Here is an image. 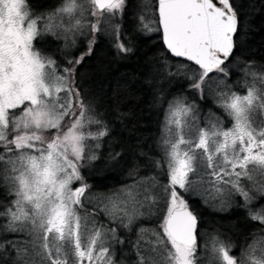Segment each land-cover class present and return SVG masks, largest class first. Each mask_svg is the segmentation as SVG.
I'll list each match as a JSON object with an SVG mask.
<instances>
[{
    "label": "snow or ice",
    "instance_id": "6c2138e0",
    "mask_svg": "<svg viewBox=\"0 0 264 264\" xmlns=\"http://www.w3.org/2000/svg\"><path fill=\"white\" fill-rule=\"evenodd\" d=\"M91 2L110 13L111 19L119 15L122 20L129 0ZM77 5L78 0H70L52 13L57 18L64 14L73 17L75 25L71 22L64 25L66 31L73 28L80 31L83 27V20L74 15ZM150 11V18L139 15L136 31L149 38L154 32L162 34V51L170 77L184 76L189 81L188 88L195 90L201 101L206 99L208 81L215 79L226 84L232 76L230 65L238 40L244 34V21L233 0H154ZM41 21L44 16L31 11L27 0H0V165H6L0 182L6 184L12 197L0 210V218H6L4 232H20L18 224L31 220L32 231L43 234L47 255L39 251V246L35 247L34 255L40 258L38 264L46 261L84 264L85 260L88 264H118L114 246L126 243L120 230L131 233L133 226L145 216L142 211L145 208L149 215L158 217L159 228L151 229L156 237L151 252L156 255L149 257L141 250V234L149 229L140 226L133 244L137 264H147L149 260L152 264H199L200 216L190 199L197 195L198 180L219 194V210L231 207L230 198L239 195L251 218L264 224V207L249 208L256 197L242 183L244 178L251 180L256 170L264 175V124L257 123L252 116L257 106L264 107V89L257 91L255 87L246 94L218 89L217 106L224 109L232 125L201 127L198 141L184 136L183 125L187 122L177 119L178 114L195 119L196 101L189 103L186 95L169 100L167 122L180 128L176 133L178 139L162 141L164 159L156 161L161 170L167 165L166 182L160 185L163 194L158 195L147 187L140 191V182L125 186L122 191L127 192L126 199L118 193L103 197L111 207L106 205L101 209L108 223L99 221L96 209L89 210L86 206V193L92 186L82 169L100 158L98 153L87 151L93 146L86 141L96 140L95 148L102 147L100 141L109 129L95 116L91 106L85 104L75 82L77 67L92 55L97 37L89 40L87 50L79 57L69 58L67 65L60 66L53 57L34 47V41L42 34V30L38 31ZM89 26L93 33L101 31L98 23L89 22ZM122 27L121 23L114 25V47L118 54L127 56L135 49L131 46L133 38H129V44L123 43L127 33L122 35ZM252 63L245 61L241 70L264 81V73L250 71ZM49 68L53 71H48ZM61 92L66 96L61 97ZM159 99L163 102V92ZM69 116L73 122L65 127ZM92 124L102 127L92 132ZM182 145L188 147L182 149ZM205 167L207 170L202 171ZM142 179L155 182V177ZM257 191L264 195V184ZM212 243L215 261L246 264L230 255L232 245H225L218 237ZM9 246L16 252L17 261H22V252L27 251L18 248L14 239L2 240L0 252L4 255L0 256V264H7L10 258ZM251 254L245 251L246 256ZM253 264H264V260Z\"/></svg>",
    "mask_w": 264,
    "mask_h": 264
},
{
    "label": "trees",
    "instance_id": "16d2710c",
    "mask_svg": "<svg viewBox=\"0 0 264 264\" xmlns=\"http://www.w3.org/2000/svg\"><path fill=\"white\" fill-rule=\"evenodd\" d=\"M65 1L67 0H27V3L31 11L38 16H44V21L41 22L44 23L52 18V13ZM88 1L90 5V0ZM233 2L244 21V34L238 40L233 63L230 65L232 76L226 81L225 90L245 91L247 88L255 87L259 91L264 89V81L259 76L246 75L241 69L244 68L245 61H252L250 71L264 73V0ZM140 14L149 18L143 1L129 0L123 19L118 17L113 20L115 24H122V35L127 33L123 36V43L129 44V38H133L131 46L135 50L127 56L118 54L114 47L116 37L111 26H108V31L104 35L89 31V36L81 39L78 47L70 52L62 48L60 40L51 36L40 35L34 41L35 49L40 50L45 56L53 57L58 65L65 66L69 58L79 57L80 53L87 50L88 42L93 36L97 37L92 55L86 57L75 72V82L80 88L85 104L91 106L95 116L109 129L108 135L100 141L102 147L95 148L96 140L86 141L93 146L87 151L96 152L100 157L96 161H90L88 166L82 169L92 186L88 196L103 194L101 197H104L117 193L120 195L125 186H131L137 181L155 183L160 195L163 194L160 185L166 182L167 165L165 164L161 170L157 167L156 161L164 159L162 141L166 137V112L168 101L174 96L186 95L188 102L194 100L198 107L206 104L208 112L217 113L219 118L224 119L225 124L229 123L225 111L215 102L219 83L215 79L208 81L205 85L206 99L201 101L199 94L188 88L189 81L184 76L170 77L169 64L165 61V53L162 51L160 33L154 32L149 38L136 31L140 23ZM97 21L98 19L95 22ZM171 67L174 68L175 65ZM60 71H63V67ZM161 92L164 94L163 102L159 99ZM76 111L79 112L81 109L78 107ZM101 127L102 125L92 124L90 130L96 132ZM116 153L120 155L115 156ZM151 177H155V182L152 179H142ZM237 198L235 208L222 211L210 209L205 201L197 196L190 197L200 216L199 264L205 259L202 254L210 250L209 244L213 247L212 241L215 237L225 245L241 248L244 245H254L256 241L264 238L258 233L264 228V224L259 220H253L248 208L242 207L243 199L239 196ZM11 199L6 184L0 182V210L9 204ZM249 208L256 210L252 205H249ZM157 221L156 215L152 219L142 218L133 226L131 233L123 228L120 230V235L126 243L123 246H114L115 260L118 264H137V251L133 244L138 239L137 229L140 226L149 229L141 234V250L146 256L156 255L151 252L154 247L152 242L156 240L151 229L159 228ZM5 222L6 218H0L1 231ZM101 222L108 223L104 219ZM6 233L7 239L16 241L22 238L18 233ZM8 253L11 255L7 264H22L13 258L16 252L11 246L8 247ZM210 253L213 254L212 248ZM233 254L238 253L233 251ZM2 255L4 253L0 252V256ZM32 264L38 262L32 261ZM147 264H152L151 260Z\"/></svg>",
    "mask_w": 264,
    "mask_h": 264
},
{
    "label": "rangeland",
    "instance_id": "374dc122",
    "mask_svg": "<svg viewBox=\"0 0 264 264\" xmlns=\"http://www.w3.org/2000/svg\"><path fill=\"white\" fill-rule=\"evenodd\" d=\"M142 1H143V7L146 9V13L150 18L151 17L150 9L154 3V0H142ZM69 2H70V0L65 1L59 8L63 7L65 4H67ZM89 7H90V9H89ZM57 10H56V12H57ZM56 12H54V13H56ZM93 12H95L96 14L93 15ZM74 15H76L78 18L83 20V27L80 29V31H76L75 28H73L72 31H66L65 30L64 25H68L70 22L73 25H75V20L73 19L72 16H69L68 14H64L62 18H57V17L53 18V16H52V18L50 17L51 19H48V21H46L44 23H41L42 22L41 21L39 26H38V31L42 30L41 36H43V37L51 36V37H54V38L60 40V42L62 44V48H64V50L66 52L74 51L78 47L79 42H82L81 39H84L85 37L87 38L89 36L90 32H92L91 28L89 26V22L98 23L99 27L101 29V31H99V33H102L103 35L107 33L108 26L109 27L111 26V30L113 31V33L115 32V28H114L115 22L113 21V19H111V14L108 13L106 10L97 11L94 8L91 0H90V5H89L88 0H78L77 11ZM57 16H59V13H57ZM118 17H119V15H117V18ZM96 19H98L97 22H95ZM45 24L47 25V27H45ZM52 28H55V31L50 30ZM81 33H83V34H81ZM114 36L116 37L115 34H114ZM57 37H59V38H57ZM47 70L53 71V69H51V68H49ZM218 86H219V90L222 89V91H223L227 87V83L226 84H218ZM261 88H262V86H261ZM248 90H249V88H247L245 91H235V92H238L240 94H246ZM229 92H231V90H229ZM60 96L64 97V96H66V93L61 92ZM218 98L219 97L217 96V98L215 99V102ZM257 105H259V100H257ZM206 109H207L206 104H203L202 106L197 107L195 109V116H196L195 119H193L191 115H188L185 117H181V116H179V114L177 115V119H183V120H186V122H187L185 125H183V134L185 137H191L193 139V141H198L199 131H200L201 127L211 128L213 124H218V123H219L218 125L222 126V127H230L232 125V120L229 116H227L229 118V123L225 124L224 119L219 118L217 116L218 115L217 113L208 112ZM222 110L224 111V109H222ZM252 116H253V119L257 123L264 124V107L257 106L253 110ZM72 122H73V120H72L71 116H69L68 119L66 118V120L64 122L65 127L71 126ZM179 128H180V126H178L176 124H169L167 122V119H166V129H165V131H166L165 136L166 137L164 139H178L179 137L176 136V133L179 130ZM187 147H188L187 145L181 146L182 149H185ZM198 151H202V150H198ZM206 163H207V161L205 158L204 164L206 165ZM4 167H6V165H0V177H2L4 175V173L2 171V169ZM254 167H256V166L249 165V168H254ZM206 170H207L206 167L202 169V171H206ZM252 177L253 178L251 180L244 178L242 180V183H244L248 187V189L252 192V194L256 197V199L253 201V203L251 205L253 206V208H256V210H259L261 207H264V195H260L259 192L257 191V189L260 187L261 184H264V175H262L259 172V170H256L252 173ZM205 179L207 180L209 178L205 177ZM137 182H140L139 186H138V189L140 191H143L147 187V188H150L153 192L160 195L156 186L153 187L154 183H143V181H137ZM137 182L133 185H136ZM88 195H90L89 192L86 193V196H88ZM195 196H197L198 198H201L204 201H205V199H207L206 204L208 205V207L210 209L219 210V205H220L219 194L216 193L213 189H210L209 185H207V184L201 185L199 183V180H198L197 181V195H195ZM237 196H239V195L234 194L230 198L231 207H227L226 209L236 207V203H237V199H238ZM120 197L126 199L127 198V192L122 191L120 194ZM213 197H217V198L213 199ZM240 198L243 199L242 197H240ZM106 205L109 208L111 207L109 202L101 196H97V195L93 196L91 194V196H88V199L86 200L87 208L90 210L96 209V211L99 213V215L97 217V219L99 221L104 219V221L108 222V218H107L105 212L101 210ZM142 211L145 213V216L143 218L152 219L153 217H155V215H149L148 214L147 208L143 209ZM18 227L21 228V231L16 232V233L21 234L22 238L16 239L15 242H16L18 248H20L22 250L23 249L27 250L26 252H22L21 263L23 264L24 261L28 262V264H32V261L39 262L40 258L34 255V248L35 247L39 246V251H41V253H43L44 255H47V253H45L44 249H43L44 241L42 238V236H43L42 233H37L35 231H32L33 224H32L31 220L20 222L18 224ZM263 229L258 232L259 235H261L262 237H264V230ZM6 235H7L6 232H3L0 230V240L1 241L7 239ZM37 236H39V239H37ZM209 246H211V248H212L211 244H209ZM211 248H210V250H211ZM249 251L252 253L251 256L245 255V257L241 258V260L246 261V264H253V261L259 262V261L264 260V255H261L262 251H264V238H262V240H260V241H256L255 244L249 249ZM53 254H55L54 249H53ZM202 255H204V258H205L204 264H215V262L213 261L214 260L213 255L210 252L209 253L205 252ZM71 258L75 259L74 256H72ZM86 263H88L87 260L84 261V264H86ZM94 264H95V262H94Z\"/></svg>",
    "mask_w": 264,
    "mask_h": 264
},
{
    "label": "flooded vegetation",
    "instance_id": "af4514ba",
    "mask_svg": "<svg viewBox=\"0 0 264 264\" xmlns=\"http://www.w3.org/2000/svg\"><path fill=\"white\" fill-rule=\"evenodd\" d=\"M42 235H43V234H42ZM252 246H253V245H248V246H247V245H244L243 248H241V247H235V246L232 245V247H231V249H230V255H232V256H234V257L237 256V258L241 260L242 257H245V251H246V250H249ZM210 251H211V250H207V253H209ZM233 251H236L238 254H237V255H234V254H233ZM212 255H213V254H212ZM13 258H15V261L17 262L16 256H13ZM211 261H212V260H211ZM213 261L215 262V264H220L219 261H215V260H213ZM203 263H205V259L202 260V264H203ZM45 264H50V262L46 261ZM86 264H88V263H86Z\"/></svg>",
    "mask_w": 264,
    "mask_h": 264
},
{
    "label": "water",
    "instance_id": "95a60500",
    "mask_svg": "<svg viewBox=\"0 0 264 264\" xmlns=\"http://www.w3.org/2000/svg\"><path fill=\"white\" fill-rule=\"evenodd\" d=\"M93 4V3H92ZM94 8L97 10V11H104V10H101V9H98L96 8V6L93 4ZM158 18V17H157ZM160 38H161V43L163 45V42H162V34L160 33Z\"/></svg>",
    "mask_w": 264,
    "mask_h": 264
}]
</instances>
